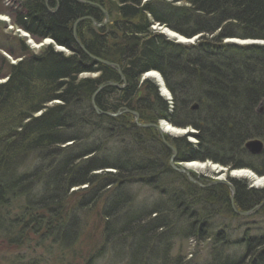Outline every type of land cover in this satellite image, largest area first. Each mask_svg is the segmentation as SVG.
I'll list each match as a JSON object with an SVG mask.
<instances>
[{
    "label": "trees",
    "instance_id": "obj_1",
    "mask_svg": "<svg viewBox=\"0 0 264 264\" xmlns=\"http://www.w3.org/2000/svg\"><path fill=\"white\" fill-rule=\"evenodd\" d=\"M17 5L16 27L39 42L51 38L71 54L46 47L32 55L19 41L20 62L0 57V80L7 79L0 84V264H98L103 258L107 264H200L175 254L176 241L202 244L212 232L214 246L202 264H264L263 212L255 230L260 236L251 235L248 221L237 228L243 231L233 245L224 230L237 218L228 189L191 183L171 169L173 153L156 130L138 127L129 113L98 114L92 101L98 92L101 113L129 110L140 124L168 120L196 130V144L169 140L177 162L211 160L263 175L264 149L252 157L245 146H264V46L225 41L264 40V0ZM100 8L112 23L95 27L91 20L104 23ZM152 24L186 38L202 36L193 46L179 45L152 32ZM94 58L118 66L122 78ZM152 70L161 74L172 104L150 81L141 84ZM84 73L97 77L80 79ZM255 158L260 168L250 164ZM234 186L239 211L264 197L244 183ZM97 208L102 247L80 256L88 246L80 215ZM216 224L223 230L215 233Z\"/></svg>",
    "mask_w": 264,
    "mask_h": 264
},
{
    "label": "rangeland",
    "instance_id": "obj_2",
    "mask_svg": "<svg viewBox=\"0 0 264 264\" xmlns=\"http://www.w3.org/2000/svg\"><path fill=\"white\" fill-rule=\"evenodd\" d=\"M19 1L20 0H0V57L2 58V60L4 59V61L6 63L15 65V64H17L18 62H20L23 59V57H21V56L25 54V51L22 48V45L20 44L19 41H23V43L25 42V45L28 48L29 54H32V55H38L39 53L42 52L43 48H46V47H52L54 51L59 52V53H63L65 56L70 55L71 52L67 48L59 46L51 38H45L44 40L39 42V41L33 39L26 31H24L23 29H21L19 27H16L14 25V23H13L14 16H13L12 12L14 11V8H16V6H18L17 3ZM149 1L150 0H143V3H146V2H149ZM168 1H170V0H168ZM176 6H182V5L181 4H176ZM102 13H103V11H102ZM103 14L105 15L103 22L105 24L112 23L111 20L107 21L106 14L105 13H103ZM108 15H109V13H108ZM104 23H102V24H104ZM94 25L97 27L99 24L94 22ZM150 30L152 32H154L155 34H158L159 36H161L164 39H166V41H171V42H173L175 44H179V45H184L185 46V44H181L180 43V38H183L184 40H186V39L188 40V38H186V37L174 32L172 30H170L169 28H167V27H165L163 25L152 24ZM165 30H167L168 32H172L173 36L168 34V33L165 34L164 33ZM201 36L202 35L194 36L196 38V40L194 41V43L188 44V45H192L193 46L195 44V42H197L201 38ZM228 40H237V41H242V42H244V41H255V42H258L255 45H260V46H263V44H264V40H255V39L254 40H252V39H243L242 40V39H238V38H229L225 42H227ZM8 51H11V52H8ZM12 52L15 53L16 56L10 55ZM96 77H97V74L84 73V74L80 75L79 78L80 79H84V78H96ZM6 80H7L6 78L5 79H1L0 80V84L5 83ZM140 81L143 82V83L145 82L142 78H141ZM148 81H150L152 84H154L156 86L158 85L157 82H155V80L153 81V79H149ZM116 85L119 86V87L123 86L122 84H116ZM117 86H115V87H117ZM159 94H160V96H162L163 99H165L166 101H169V104H172V97H171L172 95L171 96L170 95L169 96H164L162 94V90L161 89L159 90ZM55 104H57V102H53V103L49 104V106H53ZM122 113H125V112H122ZM40 115H41V113H39L37 116H40ZM132 116L135 118L134 115H132ZM135 123H136V118H135ZM138 124L140 125L139 120H138ZM159 124H158V126H159ZM140 128H142V127H140ZM150 129H154V128H150ZM177 129H180V128H177ZM154 130H156V129H154ZM180 130H182L184 132L186 129H180ZM190 131L193 132L192 133L193 135L197 134L196 130H194V129L190 130ZM156 132L158 133L157 130H156ZM159 136L162 137L164 140H166V142L169 144L168 148L170 150H171V148L169 146H171L174 149H175V147L173 146V144L169 143V140L185 139L187 142H189L191 144H194V143L196 144L197 143V141H196V139L194 137L189 136V135H185V134L184 135H180V136H172V135H167V134L159 135ZM249 154L252 157H257V156L261 155L262 152L260 154H258V155H253L250 152H249ZM175 155H178V151L177 150H176V154ZM175 162H177V161H175ZM194 162H201V163H209L210 162L211 163L210 160L209 161L206 160L204 162L203 161H194ZM246 162L250 163L249 161H246ZM259 162H260V160L255 158L253 163H250V164H254V165H256L257 167L260 168L261 164H259ZM169 164H170V162H169ZM213 165H216V164L214 163ZM218 166H220L223 169V171H221L222 175H220V173H216L211 168H208V169L204 170L203 172H198V173L197 172H193V174H189V176L193 180L192 182L197 184L199 187L201 186L200 188H202V189H211V188H216V187L222 186V187H225V188L228 189V192L230 193V196H232L231 187L234 188V196L236 194V189H235V186H234V182L244 183L246 185L248 184V186H247L248 189L251 188L252 185H253L252 182L250 180H248V179H241V178L233 179L231 177V174L233 172L238 171V170H240V171L241 170H250L253 174H255V176H258L257 173H255L253 170L248 169V168H234L235 169L234 170V169H232V168H230L228 166H225V165H218ZM176 167H178V166H176ZM171 169H172V167H171ZM174 172L178 173L177 171H174ZM178 174L183 176V177H185L187 180H189V177L187 175H185L184 173H181V174L178 173ZM223 175H225V177H226V179H225L226 182L225 183H216L215 180H217L219 177H221ZM260 176L264 177V174L260 175ZM162 187H165V185H163ZM81 188H85V187H81ZM74 190L77 191L78 188H76ZM143 195H144V192H143ZM148 196H150V195H148ZM230 202H231V207H232L233 210L236 209V211L239 212V213L240 212L241 213H245V212L239 211L236 208L235 197L233 199L231 198ZM258 211L260 213L263 212L262 214L264 215V211H261L260 209H257L256 213ZM98 213H100L99 212V208L96 209L94 214H89L88 210H86V211H83L81 213V215H80L82 217V219H83V222H85V224H86L85 225V234H84L85 239H84V241H86V239H87V243H88V246L85 247L86 249L82 248L83 252L82 251L80 252L81 253L80 256H86V255H84V251L86 252L87 250H89L91 248L92 249L94 248V250L90 251L89 254L93 255V253L98 252L99 249H101V247H102V244H101L102 241H101V238H100V233L102 232V230H101L100 226L96 227L97 223H98L97 225H99V221L97 220ZM262 214H258L254 218L251 217V214H248L246 216L242 215V214H236L238 219L234 218V220H232V222L230 224V228H229V226H226L227 229L224 228L225 232H227V234L230 237L229 238L230 242L233 245L236 244L235 242H236V240L238 238H235V237H238V236L240 237L241 236L240 232H238V231H243V229L237 231V228H239L240 226L244 225V223H248V221H251V222H250V224H249V226L247 228L252 229L254 231V232L251 233V235L260 236V235H258V233L255 230L258 229L257 227H258V224L260 223L259 219L262 218ZM87 216H89V217H87ZM238 222H242V223L238 224ZM213 223H216V222H213ZM218 224H220V222H218ZM218 224H216L215 226L213 225L214 229H215V233L217 232V230H218V232L220 230H223V228H219L218 227ZM212 230L213 229H211V232H212ZM212 233L210 235L208 234L209 236L204 240V242H202V244H197L196 242H194L195 238L194 239L192 238V239L187 240V241H182V240L176 241L174 253L175 254H181V257L186 258L187 260H189V259L195 260L197 263L202 264L206 260L207 254H208L210 248H212L214 246L213 237L211 236ZM4 249H7V247L4 248ZM230 249H231L232 252H234L237 248H235L234 246H231ZM1 251H2V249H1ZM5 251L6 252L7 251L10 252L11 250H5ZM79 251L80 250H77V253ZM231 251L229 250V252H231ZM9 252H8V254H9ZM87 252H89V251H87ZM88 255H87V257H88ZM97 263L98 264H107L105 258H103L101 260L98 259Z\"/></svg>",
    "mask_w": 264,
    "mask_h": 264
},
{
    "label": "bare ground",
    "instance_id": "obj_3",
    "mask_svg": "<svg viewBox=\"0 0 264 264\" xmlns=\"http://www.w3.org/2000/svg\"><path fill=\"white\" fill-rule=\"evenodd\" d=\"M165 34H170L173 36L172 32H168L167 30H165L164 32ZM230 43H238L241 45H255L258 42L255 41H237V40H228ZM180 42L184 43V44H192L193 41L191 39L189 40H184L183 38H180ZM35 44V43H34ZM264 46V44H263ZM147 78L149 79H153V81L155 80V82H157V84L160 86L161 90H162V94L164 96H169V92L167 91L166 87L163 84V81L161 80V76L156 73V72H151L147 75ZM160 132L162 135H172V136H180V135H189L192 137H195L192 133V131L189 130V132L185 133V131L183 132L180 129L175 128L174 126H172L169 123H160ZM196 160H191V161H187L186 164H178V167L181 168V170L185 171L188 174H193V172H203L204 170L211 168L213 171H215L216 173H220V175H222L221 171H223V169L218 166L221 165L219 163H216L214 161H211V163H201V162H194ZM209 161V160H208ZM216 165H213V164ZM233 169V168H232ZM235 170V169H234ZM219 175V176H220ZM231 177L233 179L236 178H241V179H248L252 182V187L249 189V191H251L252 193H258L260 195H264V177L258 175L255 176V174H253L250 170H238L235 171L231 174ZM226 177L225 175L219 177L217 180H215L216 183H225L226 182ZM205 187V186H204ZM260 189V190H259ZM256 209H260V210H264V197L262 198V201L255 207ZM251 217H256L258 215L259 212L256 213V211L253 209H251L250 211Z\"/></svg>",
    "mask_w": 264,
    "mask_h": 264
},
{
    "label": "water",
    "instance_id": "obj_4",
    "mask_svg": "<svg viewBox=\"0 0 264 264\" xmlns=\"http://www.w3.org/2000/svg\"><path fill=\"white\" fill-rule=\"evenodd\" d=\"M104 13H106V12H104ZM106 15H107V13H106ZM107 17V19H108V16H106ZM93 21V20H92ZM76 28V26L74 27V29ZM74 37H75V39H76V32H75V34H74ZM193 42L196 40V38L195 37H193L192 39H191ZM181 43V42H180ZM80 47H81V49L83 50V51H85L84 50V48L80 45ZM95 59V58H94ZM96 61H98V62H100V63H103V64H105V65H107V66H113V64H111V63H108V62H106V61H103V60H99V59H95ZM120 73V75H121V72H119ZM115 85V84H114ZM116 86V85H115ZM105 86H101L100 87V89L99 90H101L102 88H104ZM98 93V92H97ZM96 93V94H97ZM96 94L93 96V99H92V101H93V108H94V110L96 111V113H98V114H101V115H106V116H110V117H116V116H119L122 112H118L117 114H112V113H101L100 111H99V109H98V107L96 106V104H95V97H96ZM124 112H128V113H131L132 115H134L135 116V118H136V124L139 126V127H142V128H155V129H157L158 130V132L161 134V132H160V126H158V125H154V124H150V125H139L138 124V119H139V116H138V114H136V113H133V112H129V111H127V110H125ZM189 130L190 129H186L185 130V133H187V132H189ZM162 135V134H161ZM170 148H171V150L176 154V150L174 149V148H172L171 146H169ZM247 149L249 150V152L250 153H252L253 155H258V154H260L262 151H263V145H262V143H260V142H258V141H254V142H250V143H248L247 144ZM175 154H173V156H172V158H171V161H170V165H171V167L175 170V171H177V172H179V173H184L185 175H187L188 177H189V180L190 181H193L191 178H190V176H189V174L188 173H186L185 171H183V170H181V168H179V167H176V164H175V160H176V155ZM232 188V187H231ZM232 190H233V192H234V189L232 188ZM234 197H232V199H233ZM234 211L237 213V214H242V215H248L249 213H239V212H237L236 211V209H234Z\"/></svg>",
    "mask_w": 264,
    "mask_h": 264
}]
</instances>
